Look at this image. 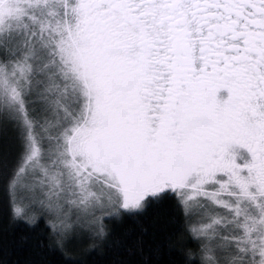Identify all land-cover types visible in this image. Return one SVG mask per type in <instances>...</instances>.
I'll use <instances>...</instances> for the list:
<instances>
[{"label": "snow or ice", "instance_id": "6c2138e0", "mask_svg": "<svg viewBox=\"0 0 264 264\" xmlns=\"http://www.w3.org/2000/svg\"><path fill=\"white\" fill-rule=\"evenodd\" d=\"M25 246L264 264V0H0V264Z\"/></svg>", "mask_w": 264, "mask_h": 264}, {"label": "trees", "instance_id": "16d2710c", "mask_svg": "<svg viewBox=\"0 0 264 264\" xmlns=\"http://www.w3.org/2000/svg\"><path fill=\"white\" fill-rule=\"evenodd\" d=\"M163 210L161 209H149L148 213L146 214V217L148 219H151L152 216L155 215L156 211ZM40 227H43V222H40ZM134 227L133 220L131 218H127L122 224H118L116 227L117 232H122L125 229H131ZM12 233L14 234H20L24 233L29 236L31 239L32 235H34L36 232L39 231L37 228H28L26 225L23 224V222L14 225L11 229ZM28 248L25 246L22 249H13L11 254L7 257L9 260V264H11L12 261H16L17 264H23V261L26 257ZM3 254H0V259H3ZM53 264H56V257L53 256L52 258ZM88 264H105V257L101 255L92 254L87 257ZM161 264H165L164 261L161 262Z\"/></svg>", "mask_w": 264, "mask_h": 264}]
</instances>
